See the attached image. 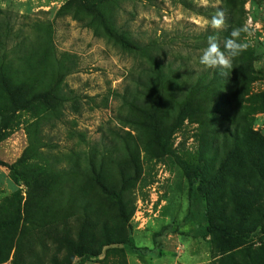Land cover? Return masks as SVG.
I'll use <instances>...</instances> for the list:
<instances>
[{"label":"rangeland","instance_id":"1","mask_svg":"<svg viewBox=\"0 0 264 264\" xmlns=\"http://www.w3.org/2000/svg\"><path fill=\"white\" fill-rule=\"evenodd\" d=\"M69 1L0 0L7 78L21 86L14 105L0 91V264H264V183L252 171L254 151L245 147L239 163L216 153L219 137L202 139L206 131L188 119L171 135V150L180 158L200 160L209 179L214 178L213 199L222 207L210 220L230 232L249 233L250 239L221 246L213 235L169 234L155 252L140 251L152 249L154 233L165 225L194 217L206 224L203 207L189 200L187 182L174 159L151 144L140 146L139 177L121 190L126 223L117 215L115 199L94 183L91 162L101 167L102 178L117 176L116 167L102 156H122L114 134L136 136L124 120L128 113L122 97L143 67L140 58L113 43L100 26L93 31L96 23L88 27L92 14L84 6L75 18V4L62 10ZM185 2L120 0L114 19L138 41L170 48L167 59L183 63L184 71L195 77L213 70L200 65L199 57L213 32L203 27L204 20L222 9L221 0ZM238 4L243 28L248 29L242 40L255 56L250 90L261 92L264 0ZM46 42L52 57L69 59L74 70L60 84L64 93L52 94L60 101H52L49 108L39 101L22 107L24 98L46 87L47 78L32 71L43 59L34 53ZM241 106L247 123L264 138V108L251 114L250 104ZM140 135L136 138L142 141ZM71 187L74 196L68 194ZM81 248L94 256L81 259Z\"/></svg>","mask_w":264,"mask_h":264},{"label":"trees","instance_id":"2","mask_svg":"<svg viewBox=\"0 0 264 264\" xmlns=\"http://www.w3.org/2000/svg\"><path fill=\"white\" fill-rule=\"evenodd\" d=\"M119 1L70 0L66 6L62 7V10H66L67 6L75 4V10L72 13L75 18V14L84 6L85 11L88 10L92 14L88 27L96 23L93 31L100 26L108 39L142 60L141 74L132 80L133 88L130 91L126 89L122 97L128 113L124 116V120L135 131L136 136L131 135L130 132H125L123 135L114 134L117 146L122 150V156L120 158L112 155L102 156L116 167L117 176L111 178L112 180L102 178L101 167L91 162L89 170L94 183L103 194L115 199L117 215L126 223L128 215L125 214V206L121 200V190L127 187L130 180L139 177L140 146L147 147L151 144L163 155L174 159L187 182L189 200L203 207L206 224H201L194 217L184 220L181 224L165 225L154 233L152 249L143 248L140 251L143 254L155 252L160 248V239L169 234L186 235L196 232L201 237L213 235L221 246H229L238 240L247 241L250 239L249 233L230 232L222 224L210 220L211 215L219 212L218 208L222 207L220 203H217L220 205L217 207L213 199L214 178L209 179L206 173L207 166L200 160H187L176 155L170 148L169 140L185 119L197 122L202 130L206 131L200 135L202 139L207 140L208 137L216 135L219 137L218 146H213L214 152L221 151L223 156L235 158L239 163L245 147L253 150L256 163L252 171L256 172L259 180L264 183V159L261 158L264 156V138L251 128L250 123H247V112H244L241 106L243 102L250 104L251 114L260 112L264 108V91L253 93L250 90L254 81L255 56L252 49L248 46L246 51L233 60L234 68L229 71L227 77L220 76L217 69L211 72L202 71L193 77L184 71L183 63L175 65L167 59L170 48L159 46L153 40L140 42L133 38L127 29L116 25L114 12L119 7ZM179 2L183 6L186 5L185 0H179ZM220 6L226 13V26L217 33L223 48V41L229 38L232 29L243 28L244 12L239 7L238 0H221ZM9 29L10 27L7 28ZM243 34L244 32L241 33V40ZM6 40L0 37V91L8 97L10 105H14L21 86L7 78ZM38 51L37 53L36 50L34 56L41 53L43 59L39 67L32 66V71L40 75V78H47L44 83L46 87L42 93H38L39 95L36 94L29 99L24 98L21 102L22 107H31L35 101H39L45 108H49L52 101H60L61 98L54 97L52 94L54 91L64 93L61 91L60 84L63 78L74 70V64L69 59H65V64L64 61L52 57L53 50L49 43L43 44ZM28 54L34 61L35 57L32 53L29 51ZM139 133L144 135L142 141L136 138L140 135ZM105 151L108 150L105 149ZM10 170L15 182L18 183L16 170L12 166ZM69 189L70 196L76 195L72 187ZM80 250H84L79 252L81 259L94 256L85 248ZM83 252L86 253L84 256Z\"/></svg>","mask_w":264,"mask_h":264},{"label":"clouds","instance_id":"3","mask_svg":"<svg viewBox=\"0 0 264 264\" xmlns=\"http://www.w3.org/2000/svg\"><path fill=\"white\" fill-rule=\"evenodd\" d=\"M207 4V0H203ZM226 26V13L217 9L210 19H205L203 27L211 28L212 34L207 36L206 47L202 49L199 64L205 69H217L222 77L229 76V71L234 68L233 60L247 50L248 44L241 40V33L247 32V27L233 28L229 38L223 41V48L218 37V31Z\"/></svg>","mask_w":264,"mask_h":264}]
</instances>
